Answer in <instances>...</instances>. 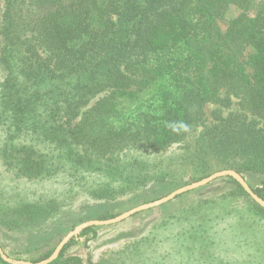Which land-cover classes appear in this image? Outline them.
<instances>
[{"label":"trees","instance_id":"1","mask_svg":"<svg viewBox=\"0 0 264 264\" xmlns=\"http://www.w3.org/2000/svg\"><path fill=\"white\" fill-rule=\"evenodd\" d=\"M2 1L0 130L9 141L0 144V161L15 178L45 180L66 170L84 180L96 161L108 167L126 151L166 152L201 124L207 103L224 102L221 90L241 95L243 112L201 131L199 151L209 162L185 151L180 166L206 173L213 161L264 174V1L250 16L252 0H38L47 11L34 21L32 37L15 46H5L10 27L26 19L18 0ZM231 6L241 12L223 32L218 21ZM18 137L24 141L13 143ZM170 161L167 168H176ZM147 177L131 181V189ZM253 191L264 199V185ZM116 193L108 187L89 195L109 200ZM58 208L55 199L24 202L0 209V224L15 230ZM75 241L51 264H83L66 257Z\"/></svg>","mask_w":264,"mask_h":264},{"label":"rangeland","instance_id":"2","mask_svg":"<svg viewBox=\"0 0 264 264\" xmlns=\"http://www.w3.org/2000/svg\"><path fill=\"white\" fill-rule=\"evenodd\" d=\"M262 1L252 0L247 13L254 16ZM17 8L26 22L10 27L12 40L5 46L19 45L32 37L34 21L46 10L38 0H18ZM3 12L4 3L0 0V31ZM240 12L238 7L231 6L226 16L219 19L223 32ZM3 45L0 34V50ZM40 52L46 54L43 49ZM253 52L252 47H247L245 58ZM220 97L224 102L207 103L203 107L201 124L183 142L159 154L126 151L115 156V161L107 162L108 167L106 162L96 161L95 172L87 174L84 180L70 177L66 170L45 180L18 179L0 161V209L15 208L24 202L43 204L50 199H55L59 206L58 213L52 217L37 219L15 230L0 224V244L6 254L17 261L33 262L56 248L69 232L84 222L115 218L207 175L233 170L222 169L213 161L206 173H200L194 164H179V157L185 151L193 154L194 160L205 157L209 162L210 154L199 151V144H203L201 131L212 126L217 117L243 112L241 95H229L221 90ZM5 141L9 140L0 130V144ZM22 141L24 138L18 137L12 142ZM173 159L177 167L167 168ZM241 175L254 189L264 185V174L245 171ZM139 176H148L147 181L131 189L130 182ZM229 178L232 177L218 178L121 223L95 226L84 236L81 232L66 257H76L83 264L90 261L94 264H264V213ZM108 187L117 192L115 199H96L89 195Z\"/></svg>","mask_w":264,"mask_h":264},{"label":"water","instance_id":"3","mask_svg":"<svg viewBox=\"0 0 264 264\" xmlns=\"http://www.w3.org/2000/svg\"><path fill=\"white\" fill-rule=\"evenodd\" d=\"M221 177H232L233 179H235L243 187V189L251 196V198L257 204H259L262 208H264V199H262L257 194H255V192L253 191V188L249 185V183L245 180V178L241 174H239L235 170H222V171H218V172H216V173H214V174H212L206 178H203L197 182H194L192 184L178 188L175 191L171 192L170 194H168L167 196H165L161 199H158V200H155L153 202L142 204L140 206L134 207V208L116 216L115 218L107 219V220H90V221H87V222L80 224L74 230L69 232L59 242V244L56 246L55 250L50 255V257H48L47 259H44L42 261H39L37 263H33V262L26 263V262H22V261H17L15 259L9 257L6 254V252L4 251V249L2 248L1 244H0V257L4 262L10 263V264H51L52 262H54L55 260H57L59 258L60 254L62 253L65 246L72 239H74L77 235H79L81 232H83V230L90 228V227H95V226H110V225H115V224L121 223V222L131 218L132 216H134L140 212L159 207V206L175 199L177 196H180V195L185 194L189 191H193L195 189L206 186L209 183H211L214 180L221 178Z\"/></svg>","mask_w":264,"mask_h":264},{"label":"crops","instance_id":"4","mask_svg":"<svg viewBox=\"0 0 264 264\" xmlns=\"http://www.w3.org/2000/svg\"><path fill=\"white\" fill-rule=\"evenodd\" d=\"M0 264H3V263L1 262V260H0Z\"/></svg>","mask_w":264,"mask_h":264}]
</instances>
